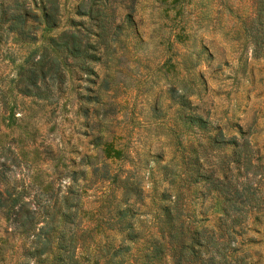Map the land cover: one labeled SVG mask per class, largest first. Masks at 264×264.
<instances>
[{
  "label": "rangeland",
  "instance_id": "1",
  "mask_svg": "<svg viewBox=\"0 0 264 264\" xmlns=\"http://www.w3.org/2000/svg\"><path fill=\"white\" fill-rule=\"evenodd\" d=\"M19 1L29 7L24 33L10 29L9 19L0 21V181L31 204L47 193L67 195L83 225L110 216L113 191V202L128 203L147 233L164 174L189 167L198 153L201 172L224 173L231 188L261 204L264 0H94L102 8L92 14L87 0L81 6V0H57L53 27L35 17L44 0ZM75 26L93 43L95 55L86 61L92 71L56 54L57 71L32 82L28 73L38 59L43 68L51 62L52 50L40 57L48 35ZM202 180L192 205L204 209L197 213L203 222H213L220 199L199 194ZM123 182L140 194L124 200ZM261 220L245 233L254 241L243 245L245 264H264V215ZM127 242L132 250L141 245V239ZM27 244L0 214V264H45L22 254Z\"/></svg>",
  "mask_w": 264,
  "mask_h": 264
},
{
  "label": "trees",
  "instance_id": "2",
  "mask_svg": "<svg viewBox=\"0 0 264 264\" xmlns=\"http://www.w3.org/2000/svg\"><path fill=\"white\" fill-rule=\"evenodd\" d=\"M29 1L35 4L34 0ZM87 1L85 11L89 14L101 11L102 6L96 1ZM40 3L42 11L35 16L37 21L48 27L56 26L59 22L57 0ZM101 3L104 4V0ZM81 4L85 5L84 0L79 6ZM8 8L11 10L7 13ZM28 8L24 1L0 0V21L9 19L10 29L16 34L24 33L21 23ZM103 28L101 26V30ZM86 31L75 26L48 35V43L42 46L40 57L50 50L55 54L50 53L51 62L46 68L41 58L38 59L39 66L32 67L28 73L31 81L57 71L56 54L63 58L70 56L83 72L92 71L86 61L95 54ZM189 120L199 128L205 126L199 116H191ZM212 140L214 137L209 139ZM198 156L196 153L191 157L192 165L180 172L172 171L170 176L164 174L165 184L157 198H152L151 232L144 233L137 228L128 203L113 202V191L108 199L110 216L93 217L92 225H83L75 219V209L71 210L67 195L52 197L46 192L43 200L31 204L32 198L24 199L12 185L0 181V214L11 224L12 231L26 238L28 244L22 254L37 262L45 261V264H245L248 246L243 245L254 242L253 236L245 233L262 223L264 200L256 205L252 194L231 188L225 174L218 176L211 167L201 172ZM198 179L204 181L198 189L200 195L206 197L214 192L220 199V213L213 222H203L197 213L201 214L204 209L196 211L192 205ZM123 183L119 189L124 200L129 193L140 194L134 183ZM111 230L118 236H113ZM138 239L141 245L132 250L134 244L127 241L134 243Z\"/></svg>",
  "mask_w": 264,
  "mask_h": 264
}]
</instances>
